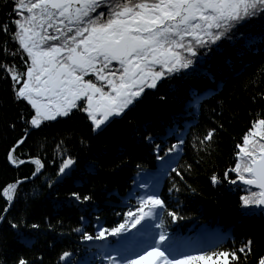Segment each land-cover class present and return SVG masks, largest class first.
Returning a JSON list of instances; mask_svg holds the SVG:
<instances>
[{
    "label": "snow or ice",
    "instance_id": "6c2138e0",
    "mask_svg": "<svg viewBox=\"0 0 264 264\" xmlns=\"http://www.w3.org/2000/svg\"><path fill=\"white\" fill-rule=\"evenodd\" d=\"M11 4L0 21L4 38L0 72L18 106L8 130L16 132L19 126L22 132L6 143L4 163L16 171L31 167L30 174L0 184L4 201L0 209V264H44L43 254L31 258L27 254L31 245L28 232L40 226L29 225L27 205L17 206L21 193L27 199L23 186L40 180L54 189L74 174H99L97 161L82 157L80 152L90 151L93 141L107 138L114 121L126 118L150 91H159L165 82L178 77H209L203 65L213 53L222 51L225 41L241 40L249 49L264 44V0H11ZM249 29L258 32L254 35ZM258 77H264V65ZM252 83L251 100L261 108L260 115L250 121L241 142L235 144L232 166L222 172L214 166L209 176L214 188L227 184L229 190L243 189L239 201L244 215L264 214V87L257 80ZM178 92L179 86L169 83L159 96V101L166 103L169 93L176 94L174 99L185 105L182 114L158 122L163 133L153 130L149 119L139 123L129 120L132 142H122L115 150L117 155L110 157L113 168L120 169L129 164V152L143 147L157 162L152 173L141 163L135 164L136 177L151 178H133L138 192L127 193L128 200L120 205L126 204L127 210L116 213L122 216L120 222L105 227L97 216L94 234L84 227H76L74 232L85 242H102L97 249L99 264H264V246L255 238L236 246L230 232L218 230L213 247L192 253L181 251L191 244L178 243L170 235L172 225L189 217L182 214L178 199L173 206L162 196L161 184L165 180L170 183V197L185 191L196 195L197 188L190 181L201 167L198 157L209 154L215 137L223 131V124L214 119L222 114L223 100L219 101L221 113L209 108L202 125L203 106L213 93L191 89L189 96L182 98ZM77 114L84 116L89 129L87 137L78 139L79 151L68 146L71 141L67 137L53 141L51 151L43 142L29 143L34 132H43L54 122L72 120ZM188 150L192 157L181 164ZM68 199L83 204L92 201V195L71 191ZM80 220L86 223L83 216ZM108 237L119 238L117 246L107 243ZM229 240L232 246L225 247ZM72 255L63 251L59 260L72 264Z\"/></svg>",
    "mask_w": 264,
    "mask_h": 264
},
{
    "label": "trees",
    "instance_id": "16d2710c",
    "mask_svg": "<svg viewBox=\"0 0 264 264\" xmlns=\"http://www.w3.org/2000/svg\"><path fill=\"white\" fill-rule=\"evenodd\" d=\"M11 0H0V21L5 19V13L10 10ZM252 34H256L258 29H249ZM4 47V38L0 34V48ZM229 61H231L229 63ZM12 61L9 59L8 61ZM264 65V44H257L249 49L244 46V42L237 40L235 43L225 41L220 53H213L205 61L202 70L208 71L211 75L189 76L177 78L171 82H165L156 92H149L142 101L128 113L124 119L114 121L107 138L99 143L93 141L90 151L86 148L80 152L82 157L97 161L100 165V172L97 175L79 173L74 174L73 178L54 189H49L47 185H42L40 180L24 185L27 199L21 193V203L17 205L23 208L27 205V215L29 225L39 224V229L30 230L27 238L31 245L27 246L29 258L33 255L44 257V264H62L59 260L63 251L73 253L72 264H99V254L97 249L101 241L85 242L80 239V235L74 232L76 227H84V230L94 234L96 231L95 218H101L102 226L111 227L120 222L122 216L116 213L127 210V205L121 207L128 200L129 191L138 192L132 184L133 178L147 180L150 176L136 177L135 164L141 163L149 173L157 168L155 157L150 155V150L138 147L129 152L131 160L126 167L120 169L113 168V161L110 157L117 155L116 149L123 142H132L131 129L128 122L139 123L144 119L153 121V130L163 133V129L158 128L157 124L161 120H168L171 115L182 114L185 105L181 101L174 99V95L169 93L167 102L159 101V96L164 94L168 84L179 86L178 95L187 98L191 89H196L199 93L211 91L204 104V115L200 117L201 124L206 123L207 110L215 108L217 113H221L219 101L223 100L222 114L216 119L223 124V131L215 137V143L208 155H201V167L194 173L195 179L190 181L193 187L197 188V194L192 195L188 192L180 194H168L170 183L165 180L161 184L160 191L162 196L174 206V201L178 199L183 209L182 214L189 217L169 229L170 235L178 243H189L192 246V253L198 251L195 244L202 241L205 248L214 246V241L204 242L202 233L214 234L216 231L231 233L235 239L236 246L247 238H255L257 244L264 246V214L257 211L255 215H244L242 213L239 196L244 194L242 188L233 187L229 190L227 184L220 187H213L210 184L209 176L215 166L218 172H222L226 167L232 166L235 159V144L241 142V136L255 118L260 115L261 108L251 100L255 85L253 80H257L264 87V77H258V70ZM18 106L12 98L10 84L3 80V73L0 72V184L5 181L11 182L13 177L21 178L23 175L30 174L31 166H24L18 171L7 167L4 163V151L6 143L14 137H18L22 132L21 127H17L16 132L8 130V126L13 123L17 116ZM180 123H184L181 115ZM211 127L212 125H208ZM89 135L88 123L82 114H77L72 120L52 123L43 130L33 133L30 144L43 142L48 150L54 147L53 141H59L67 137L68 146L74 152L79 151L78 139ZM73 136L76 138L73 140ZM173 142L169 140V143ZM108 148L109 152H100L101 149ZM97 153H100L97 155ZM192 152L181 159V164L189 161ZM127 157H122L126 159ZM119 163V161H116ZM81 169L83 165H80ZM51 173V169H49ZM77 191L81 195H92V201L78 204L74 200H69V193ZM119 193V196H109L108 193ZM132 205L135 200L130 201ZM4 204L0 199V209ZM85 218L86 223L82 224L80 217ZM49 224L52 228L49 229ZM139 227V226H137ZM209 229V230H208ZM135 231V230H133ZM8 240L11 242L12 234L8 232ZM119 238L108 237L107 243L112 247L117 246ZM225 247H231L232 241L229 240ZM15 247V244H13ZM182 250V249H181ZM24 254V253H21Z\"/></svg>",
    "mask_w": 264,
    "mask_h": 264
},
{
    "label": "rangeland",
    "instance_id": "374dc122",
    "mask_svg": "<svg viewBox=\"0 0 264 264\" xmlns=\"http://www.w3.org/2000/svg\"><path fill=\"white\" fill-rule=\"evenodd\" d=\"M208 237H209V236H208ZM208 239H212V238H211V235H210V237H209ZM183 251H188V252H190L189 249H185V250H183Z\"/></svg>",
    "mask_w": 264,
    "mask_h": 264
}]
</instances>
